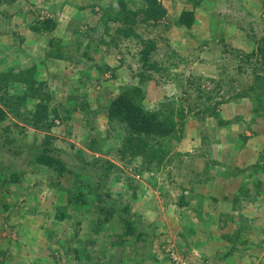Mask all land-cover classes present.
<instances>
[{
    "label": "rangeland",
    "instance_id": "1",
    "mask_svg": "<svg viewBox=\"0 0 264 264\" xmlns=\"http://www.w3.org/2000/svg\"><path fill=\"white\" fill-rule=\"evenodd\" d=\"M154 5L159 22L146 18ZM183 10L194 11L190 28L177 23ZM45 17L57 28L32 31ZM263 40L264 0H0V264H150L172 250L264 264ZM50 49L65 58L46 59ZM35 64L49 112L40 128L41 99L18 80ZM136 87L145 107L178 110L163 163L142 172L121 159L125 126L108 114ZM45 145L69 172L33 161ZM97 190L116 207L108 217Z\"/></svg>",
    "mask_w": 264,
    "mask_h": 264
},
{
    "label": "trees",
    "instance_id": "2",
    "mask_svg": "<svg viewBox=\"0 0 264 264\" xmlns=\"http://www.w3.org/2000/svg\"><path fill=\"white\" fill-rule=\"evenodd\" d=\"M153 7H149L145 11L146 18L147 20L152 19L155 22H159V20L164 15L165 9L159 5H154ZM132 19L134 23L135 18ZM177 23L189 28L192 27L194 23V11L183 10L178 17ZM57 26L58 21L56 19H54L53 17H45L38 22L31 24V30L41 33L43 31H54ZM120 32L124 34V37L128 38L137 34L131 27H126ZM155 49V40H149L145 43V46L141 52L143 64L149 69L152 68V65L149 62V57ZM259 49L261 50V52L263 51L262 54L264 59V50L262 49V47H259ZM44 55L45 58H65L64 51L63 53H60L59 51H55L53 49H50L48 51L46 50ZM37 69V65L35 64L27 70L20 72L22 78L19 79L18 77V80H21L24 83L28 84L29 89L32 91V95L26 92L23 95H18V99H28L29 95L32 97H38L39 99L43 98L40 97V95H37V93L35 94V92H33V89L35 88L34 84H36L35 74H37ZM4 77H6V75H4ZM135 91L136 93H139V96L135 97L129 92V90H127L121 92L119 95L113 98L108 106V114L110 119H118L125 126L124 128L126 130V141L123 143V147L120 149L121 159L123 161H126L127 164L132 166L136 171L138 170L142 172L145 170H150L154 166H159L163 163L164 158L169 151V148L167 147V149L165 147V143L163 144V139L170 137L176 131L178 121L175 118V114L178 112V110L173 109L172 106H170V108L168 109L167 107L168 105H171L170 103H163V106L159 108L149 109L144 105V93L141 94L142 87H136ZM46 97H49V95H46ZM41 101L37 103L36 111L34 113L33 125L35 128H40V122L43 120V118L46 119L49 117L48 105L47 103H43L42 99ZM41 111H44V114L40 115ZM6 115L7 112L4 109L0 108V122L4 120ZM212 115L219 116V113L213 110ZM219 120L221 124H225V121L223 119ZM48 128H50V126ZM49 138L46 140L47 143H50ZM151 140L156 141L157 144H154L155 142L150 143ZM94 146L95 145L93 143V146H90L91 149ZM49 149L50 148L45 145L43 152H39L37 154V162L47 167L53 168L58 172L59 175L64 174L65 172H69L70 170L67 166V162L61 157H57L52 154L50 155L48 153ZM100 150L101 149H99V151ZM21 151V149L18 150L19 153ZM81 154L82 149H78L76 155L78 157H81ZM107 163V167L111 171L115 168L122 170L119 166H117V164H114L110 161H107ZM133 163H138V165H133ZM15 176L16 174L14 173L11 177V181L17 179ZM103 184V181L99 183L100 188L103 187ZM74 198L76 201L82 203H85L87 201L81 191H78L77 195ZM110 199L111 196L108 195V193H106V195H103L100 193V191H98L95 203L100 204L99 206L101 210L106 213V217L113 214L116 209V207H114L112 203H109V201L112 200ZM128 209L129 207H125L123 210L128 212Z\"/></svg>",
    "mask_w": 264,
    "mask_h": 264
},
{
    "label": "built area",
    "instance_id": "3",
    "mask_svg": "<svg viewBox=\"0 0 264 264\" xmlns=\"http://www.w3.org/2000/svg\"><path fill=\"white\" fill-rule=\"evenodd\" d=\"M170 257V264H200L199 262L192 260L189 256L180 254L175 250H172Z\"/></svg>",
    "mask_w": 264,
    "mask_h": 264
},
{
    "label": "crops",
    "instance_id": "4",
    "mask_svg": "<svg viewBox=\"0 0 264 264\" xmlns=\"http://www.w3.org/2000/svg\"><path fill=\"white\" fill-rule=\"evenodd\" d=\"M19 149H21L22 150V148H19ZM18 149V150H19ZM20 153H22V151L20 152ZM33 161H36L37 162V160H36V158L35 157H33ZM40 164V163H39ZM41 165H43V164H41ZM19 183V182H18ZM172 250V249H171ZM188 250V249H187ZM195 250H196V248H195ZM198 250V249H197ZM160 251H162L161 249H160ZM199 251V250H198ZM187 252H189V251H187ZM201 252H203V250L201 251ZM206 252H208V251H206ZM161 258V254H158V255H155L154 256V258ZM159 259H154V261H150L149 260V262H150V264H170L171 263V261H170V259H168V258H166V259H163V260H159ZM198 259L201 261V257L200 256H198ZM201 264H206V263H204V262H202Z\"/></svg>",
    "mask_w": 264,
    "mask_h": 264
}]
</instances>
